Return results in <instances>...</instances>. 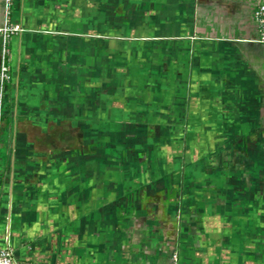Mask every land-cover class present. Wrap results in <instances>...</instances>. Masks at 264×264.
Returning <instances> with one entry per match:
<instances>
[{
  "label": "crops",
  "instance_id": "1",
  "mask_svg": "<svg viewBox=\"0 0 264 264\" xmlns=\"http://www.w3.org/2000/svg\"><path fill=\"white\" fill-rule=\"evenodd\" d=\"M262 1L15 0L0 244L36 264H264Z\"/></svg>",
  "mask_w": 264,
  "mask_h": 264
},
{
  "label": "built area",
  "instance_id": "2",
  "mask_svg": "<svg viewBox=\"0 0 264 264\" xmlns=\"http://www.w3.org/2000/svg\"><path fill=\"white\" fill-rule=\"evenodd\" d=\"M15 0H4L3 13L4 23L0 26V35L2 36V45L0 50V133L3 123L4 104L6 97V86L10 79L11 72V49L10 39L14 34H20L25 30V27L20 22H15L11 19ZM253 16L257 24L258 38L257 41L264 44V1L258 3L254 10ZM10 223V217H9ZM0 264H36L30 261L19 260L9 241L6 244H0ZM166 264H180L179 256L173 253Z\"/></svg>",
  "mask_w": 264,
  "mask_h": 264
}]
</instances>
